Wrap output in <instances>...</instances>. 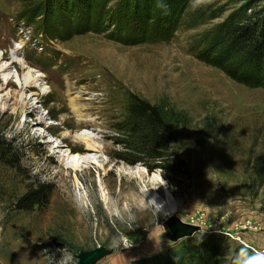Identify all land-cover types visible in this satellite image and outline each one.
I'll use <instances>...</instances> for the list:
<instances>
[{
	"label": "rangeland",
	"instance_id": "rangeland-1",
	"mask_svg": "<svg viewBox=\"0 0 264 264\" xmlns=\"http://www.w3.org/2000/svg\"><path fill=\"white\" fill-rule=\"evenodd\" d=\"M89 2L85 25L73 11L76 33L50 41L42 24L57 18L53 3L0 0V69L8 67L0 70V264H75L78 252L98 245L112 252L96 264H136L195 234L221 239L216 264L240 263L241 249L262 252L264 86L225 46L195 51L244 1H220L223 15L208 22L189 19L191 10L176 15L163 0ZM117 26L158 39L123 43L111 33ZM29 78L38 79L31 91L22 87ZM132 96L160 110L184 161L177 175L137 161L141 123L128 112ZM70 98L86 117L78 119ZM85 138L97 149H86ZM77 162L78 170L69 167ZM167 198L176 213L155 208ZM170 215L200 230L172 243L162 228Z\"/></svg>",
	"mask_w": 264,
	"mask_h": 264
},
{
	"label": "trees",
	"instance_id": "trees-1",
	"mask_svg": "<svg viewBox=\"0 0 264 264\" xmlns=\"http://www.w3.org/2000/svg\"><path fill=\"white\" fill-rule=\"evenodd\" d=\"M89 1L42 0L45 4L43 7L49 8L53 3V6L57 9V18L55 21L50 20L48 15V18L42 24V33H44L45 38L53 41L68 38L76 33L75 29L77 27L73 28V16H70V13L77 10L76 23L78 24L80 22L85 25L87 21L86 8L88 9L90 7ZM187 1L163 0L165 4L170 2L178 12H175L176 15L186 13L188 10L192 11V9L186 6ZM220 1L222 0H210L199 5L192 11V17L189 15V19L208 22L221 17L225 10L218 6ZM238 1L244 2L232 9L220 22L211 25L204 35L201 36L200 41L195 46V51L197 52L198 49L204 48H211L213 50L216 47L225 46V55L236 63L243 64L245 66V71L243 70L244 74L251 77L257 85L264 86V3L256 9L253 8L255 3H261L264 0H236V2ZM39 11H35V14L38 15L40 13ZM141 25L142 22H138V27L136 28L140 27L142 29L143 27ZM90 27L88 25L79 31L80 33L88 31ZM119 27L121 28L123 26L113 28L111 33L115 35L119 32L118 39L119 41H123V43H130L133 40L143 41L146 39L145 37L154 33H141V36H136V34L131 33L129 30H118ZM120 33L124 34L120 35ZM150 38L152 41L158 39L154 35ZM246 65H249V67H246ZM251 68L254 69L253 73L250 71L252 70ZM131 99L132 101L128 106V112L131 117L139 119L141 123V134L136 150L138 153L137 161L145 164L148 160L155 163L158 162L163 164L169 173L177 175L176 171L178 173L179 169L184 167V161L175 151H172L171 143L173 141V135L163 120L160 110L158 107L136 96H132ZM196 239H198V236L196 237L195 234L192 238L179 243L176 249L171 248L163 254L139 259L136 264H202L208 261L212 262L211 264L218 263L219 260H217L216 256L219 253L221 239L211 236L206 240L203 239V242L198 239L199 241L195 243ZM235 261L237 259H233L229 264H240L235 263Z\"/></svg>",
	"mask_w": 264,
	"mask_h": 264
},
{
	"label": "water",
	"instance_id": "water-1",
	"mask_svg": "<svg viewBox=\"0 0 264 264\" xmlns=\"http://www.w3.org/2000/svg\"><path fill=\"white\" fill-rule=\"evenodd\" d=\"M162 228L163 236L172 243L191 237L200 230V226L186 223L177 215L167 216L162 222ZM111 252V249L102 245L90 250H82L76 255L77 262L75 264H96Z\"/></svg>",
	"mask_w": 264,
	"mask_h": 264
},
{
	"label": "bare ground",
	"instance_id": "bare-ground-1",
	"mask_svg": "<svg viewBox=\"0 0 264 264\" xmlns=\"http://www.w3.org/2000/svg\"><path fill=\"white\" fill-rule=\"evenodd\" d=\"M1 60H2V57H0V61ZM13 63H14V61H11L10 62V65H12ZM7 68L8 67H5L4 69L2 68L0 70L5 71V70H7ZM37 80H38L37 78L36 79L29 78V79L25 80V82L22 84V87L27 88V89L30 90L33 87V81H37ZM6 83H7V85H9L10 84V81L7 80ZM74 101H75L74 99H71L70 98V104L73 107V110H74L75 115L78 117V119H81L83 117H86L87 115L82 114L83 112L80 110V108H77L76 107V105L74 104ZM31 112L32 113H35L37 111L32 107ZM36 121H37V124H42L44 122L42 118H39ZM85 144H86V149L95 150L98 147L97 143L95 141H93L92 139H90V138H85ZM58 148H60V145L57 144L55 146V149H54L53 154H55V155L57 153L59 154L60 149H58ZM69 150H71L70 153H69V155L75 153V152H73V147H70ZM82 163L88 165V164L91 163V161H90L89 158H83L82 159ZM61 164L62 165L64 164V160L61 161ZM69 167L72 168L73 170H78L79 169L78 162H77V164H70ZM154 204H155V208L160 213L173 214V213H176L177 212V205L171 199H169V198L164 199V200L163 199H161V200L159 199Z\"/></svg>",
	"mask_w": 264,
	"mask_h": 264
},
{
	"label": "clouds",
	"instance_id": "clouds-1",
	"mask_svg": "<svg viewBox=\"0 0 264 264\" xmlns=\"http://www.w3.org/2000/svg\"><path fill=\"white\" fill-rule=\"evenodd\" d=\"M37 170L33 169L35 173ZM41 182H47V176H40ZM242 259H240V264H264V252H260L254 255H248L245 249H241Z\"/></svg>",
	"mask_w": 264,
	"mask_h": 264
},
{
	"label": "built area",
	"instance_id": "built-area-1",
	"mask_svg": "<svg viewBox=\"0 0 264 264\" xmlns=\"http://www.w3.org/2000/svg\"><path fill=\"white\" fill-rule=\"evenodd\" d=\"M247 223H248V224L245 225V226H249V227H250V226H251V223H250L249 221H248ZM262 252H264V250H262ZM256 253H258V252H256Z\"/></svg>",
	"mask_w": 264,
	"mask_h": 264
}]
</instances>
